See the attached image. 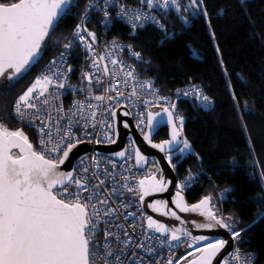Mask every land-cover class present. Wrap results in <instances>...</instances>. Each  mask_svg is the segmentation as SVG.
<instances>
[{
    "label": "snow or ice",
    "instance_id": "obj_1",
    "mask_svg": "<svg viewBox=\"0 0 264 264\" xmlns=\"http://www.w3.org/2000/svg\"><path fill=\"white\" fill-rule=\"evenodd\" d=\"M142 2L149 11L159 8L167 12L171 6L177 14L191 10L193 18L202 15L208 20L209 17L205 0H187V6L183 8L180 0ZM108 3L109 0H105L101 7L98 0H87L71 38L63 44L64 51L41 69L40 74L16 97L14 103L0 108V264H96L97 260L102 261V264H141L143 260L134 249H145V243L141 241L134 244L127 229L116 222L119 208L112 205L123 192L117 187L107 186L106 180L112 173L105 172L104 176L98 174L100 162L95 155L91 158L94 170L85 166L79 172L76 169L60 171L61 166L69 162L73 149L87 138V123L82 125L85 129L84 137L75 135L72 130L74 123H80V120L92 121V127H95L94 121L104 102L111 104L115 101L118 105L121 97L139 98L143 90H150L155 95L151 82H140L135 76V68L125 66L122 59L113 55L116 48L123 51V46L113 41L112 50L105 48L103 53L97 54L94 48L97 43L96 33L89 30L88 24L93 11L103 10L104 23L106 26L110 25ZM78 8L79 0H0V98L10 97L22 79L30 74L33 67L38 66L42 50L49 46L51 35L59 28V21L74 17L73 10ZM224 12L223 8L219 10L221 15ZM180 18L188 23L186 18ZM130 22L133 30L143 27L146 22L159 24L155 17L143 12L132 15ZM208 26L211 27L210 21ZM74 40L84 46L92 61L91 67L95 70L92 73H82V79L87 81V99L99 103H74L72 107L75 111L70 110L71 116L62 115L61 119L66 122L61 125L58 121H53L52 114L48 111L52 107L49 97L58 99L59 90L65 89L66 82L70 79L72 68L68 57ZM127 48L130 56L141 59L140 52L134 51L131 45ZM102 76L108 77L109 81L122 76V82L126 88L131 89L130 92L125 96L124 92L113 88L109 82L103 89V95H94L91 92L93 78L95 77L96 85H101L104 84ZM113 92L115 95H109ZM188 94L184 93L185 96ZM196 97L206 105L212 104L210 98L198 90ZM232 98L236 101L235 92L232 93ZM161 101L167 102V98L157 97L154 101L143 102L144 108L148 110L139 113L137 126L143 133L144 141L152 148L165 152L169 165L175 168L172 164L173 151L180 154L190 152L191 144L182 135L184 118L175 114L176 105L168 103V106H163ZM151 107L161 110L153 112ZM88 108L91 111H86ZM56 111L62 112V108L57 107ZM107 111L115 118V108L109 107ZM78 114L79 119L74 121L73 118ZM123 114L128 115L127 112ZM7 119L16 120L28 127L36 126L38 122L41 137L39 150L34 147L23 128L11 129L5 123ZM163 123L171 129L170 139L153 143L152 134ZM108 127L111 129L112 125L108 124ZM124 127L127 128L128 124L125 123ZM105 139L109 143L116 142L107 134ZM95 142L100 143L99 140ZM117 155L124 158L125 151ZM135 157L137 166L147 159L138 149ZM121 179L127 181L129 178L124 176ZM188 179L191 180L192 177L189 176ZM185 187L187 184L176 185L178 190L173 203L180 212H191L204 218L206 222L195 225L198 230L210 232L219 227L231 233V240L238 241L241 238L244 230H233V225L229 222L232 218L223 217L214 210L213 196L207 195L199 202L188 205L182 195ZM121 188L136 192L143 204L145 197L166 191L167 182L163 178L158 180L155 176H150L140 179L136 186L124 183ZM230 191L224 189L220 199H227L225 194ZM258 203L264 204V199L258 200ZM121 207L127 208L128 205L122 204ZM148 207L154 212L174 218L180 225L185 224L176 211L168 209L166 201H156ZM132 215L134 214L131 212L126 213V216ZM260 218L264 219V213L260 214ZM113 228L121 231H112ZM146 229L167 237L166 241H161V247L165 243L171 246L173 242L188 238L187 247L192 251L184 259L189 255L193 256L189 264H213L229 244L228 240L219 237H193L185 228L170 227L151 216L146 217ZM122 236L125 238L122 239ZM113 243L117 247L114 248ZM147 251L149 255L152 254L151 246ZM237 251L238 247L233 245V252L229 255H235ZM196 253L200 255L196 256ZM235 258L241 259L239 256ZM221 259L227 264L225 258ZM167 264H173V259H169ZM217 264L221 262L217 261ZM245 264H251V257L246 258Z\"/></svg>",
    "mask_w": 264,
    "mask_h": 264
},
{
    "label": "trees",
    "instance_id": "obj_2",
    "mask_svg": "<svg viewBox=\"0 0 264 264\" xmlns=\"http://www.w3.org/2000/svg\"><path fill=\"white\" fill-rule=\"evenodd\" d=\"M123 1L149 10L142 0ZM180 2L186 7L185 0ZM79 3L74 17L59 21L38 66L10 97L0 98V108L14 103L43 64L68 42L87 0ZM205 5L208 20L202 15L193 18L190 11L177 14L171 6L167 12L154 8L151 12L162 20L167 33L146 27L132 35L127 27L115 23L111 38L131 43L141 53V60L135 63L138 71L153 78L162 94L171 95L185 85L198 84L214 100L206 109L194 99L179 101L178 114L184 118L183 134L191 144V153L174 158L172 164L178 179L198 174L183 191L188 203L213 196L214 208L223 217L232 218L233 230H244V252L255 254L254 264H264V219L260 218L264 204L258 203L264 199V0H205ZM221 8L225 10L222 15ZM73 49V74L81 83L79 74L87 64L79 49ZM5 123L13 130L23 128L13 119ZM23 129L35 147L36 134ZM168 137V128L160 127L154 141L160 143ZM226 188L231 191L221 200Z\"/></svg>",
    "mask_w": 264,
    "mask_h": 264
},
{
    "label": "built area",
    "instance_id": "obj_3",
    "mask_svg": "<svg viewBox=\"0 0 264 264\" xmlns=\"http://www.w3.org/2000/svg\"><path fill=\"white\" fill-rule=\"evenodd\" d=\"M98 3L101 5V7H103L105 0H98ZM122 9H123V12H122ZM107 11L109 13V16H108V20L110 22L109 26H106L104 23L105 17H104L103 10L93 11L91 13V22L88 24L89 30L96 33L97 43L94 45V48L97 54L103 53L105 51V48L112 50L113 41H115L117 45L123 46V51H121L120 48H116L113 55L117 58L122 59L124 61L125 66L127 65L133 66L135 68V76L140 82H151L153 85V89L155 91V95H153L152 91L150 90H143L139 98L132 97L130 99H125L124 97H121L118 105H117V102L115 101H113L111 104H109L108 102H104L100 106L98 110V114L96 116V120L94 121L96 125L95 127H92V123H93L92 121L86 122L84 120H80V123H74V127L72 130L75 133V135L80 136V137L85 136V129L82 127V125L87 123V128H86L87 138L85 139V142L93 146L92 152L87 157L82 159L83 160L82 163H81V160L76 162L74 165V169H76L79 172L80 170H82L83 167L87 166L90 169L94 170V165L92 164L91 158L95 155L100 162L98 174L101 176H104L105 172L112 173V176L106 180L107 186L109 188L117 187L123 192V195L120 196V198L116 200L115 204L112 205L113 207L119 208V213L117 214L116 222L119 224H122L124 228L127 229V232L131 236L134 244L139 243L141 241L145 243V249L143 250L134 249L136 252L139 253V256L143 257L141 264H167V261L169 259H173V264H178V262L179 264H181L185 260L184 256L188 252L192 251V249H189L187 247L188 239H183L181 242H173L171 246L165 243L164 246L161 247L160 246L161 241H166L167 237L160 236L158 233H155V232L147 231L146 229L147 215L142 208V205L139 201L138 194L136 192H128L121 188V186L124 183H128L133 186H136L138 184V181L146 176V171L139 170L136 166V162H135L136 148H135L134 143L131 140L127 141V154L124 160L122 161H116L110 156L100 155L96 153L94 148L98 146H107L111 144L105 139L106 134L108 136H111L112 139L115 140V118H113L111 114L107 111L109 107L115 108V111L119 106L126 107L131 114L135 130L138 133L143 135V133L141 132L140 128L137 125H138V120H139V113L145 112L148 110L144 108V103H143L144 101H148V100L154 101L156 100L157 97H166L167 102L161 101V104L163 106H168V103L174 104L176 99L179 97H187V98L196 100L200 106L206 109L214 105V100L198 84L185 85L175 90V92L171 95L162 94L160 88L157 86L153 78L144 76L138 71L135 63L140 61L141 59L137 60L134 57L130 56L127 46L131 45L134 51L136 52H139V51L136 50L135 47L131 43L111 38V30H112V27L115 25V23H120L123 26L127 27L131 31L132 35H135L137 31H139L140 29H144L146 27H155L158 30L162 31L163 33H167L166 26L164 25V23L158 16H156L151 11L146 10L143 7L130 6L126 4L123 0H109ZM141 12L147 13L150 16L155 17L156 21H158L159 24L155 22H146L144 23L143 27H137L135 30H133L132 23L130 22V17L132 15H135ZM93 24L96 25L95 28L91 27V25ZM159 25H163V27H160ZM74 46L78 48L79 51L83 54V58L87 64V67L82 73L94 72L95 70L91 67L92 61L89 55L86 53L84 46L80 45L79 42L75 40L73 41V48ZM73 48L68 57V63L71 65L72 71L69 74L70 79L66 82V88L63 90H59L58 99L49 97L52 107H50L48 111L51 112L53 121L54 122L58 121L61 125H64L66 122L64 119H61V116L64 114H67V116H71V111H75V109H73L72 107L74 103L82 102L86 105L89 103L91 104L99 103L95 100L89 101L87 99V81H84L82 79V73L79 74V80L81 83H78L75 81L76 78L73 74L74 64H73V59H72L73 53H74ZM61 51H64V49L62 48L54 57H58ZM51 59L46 61L43 64L41 69H44ZM101 79L104 80V84L96 85L95 77L93 78V86L91 88V92L94 95H103L104 94L103 89L108 86L109 82H111L113 88H116L117 90L124 92L125 96H127V94L131 90L130 88H126L125 85L123 84L122 76L117 79L111 80V81H109L108 77L102 76ZM68 85H71V87H68ZM81 89H85V91H81ZM196 90L201 92L202 95L208 96L210 100L212 101V104L206 105L205 103H202L200 99H197ZM185 92L189 94L185 96L184 95ZM109 95H115V93L114 92L109 93ZM42 99L43 98H41V100ZM37 103H39V101ZM57 107L62 108V112L58 113L56 111ZM150 110L153 112H158L161 109L157 107H151ZM86 111H91V108L86 109ZM176 115L180 116L178 113ZM76 119H79V114L77 115V117L73 118L74 121ZM19 124L23 128L33 131L36 134L35 135L36 136L35 137L36 138L35 148L39 150V146H40L39 141L41 137L39 134L38 122H37V125L33 127H28L26 124H23V123H19ZM108 124L112 125L111 129L108 127ZM45 139H47V137H45ZM97 140H99L100 143H96L95 141ZM113 165H115V167H113ZM124 176L128 177L129 179L127 181L121 179V177H124ZM189 176L192 177L191 180L188 179ZM197 176L198 174L196 173H190L189 175L178 179V185L187 184V187H188L190 183L197 178ZM187 187H185V189ZM122 204H127L128 207L123 208L121 207ZM127 212H131L134 215L126 216ZM132 225H135V227H132ZM112 231L120 232L121 230L117 228H113ZM146 231H147V235H145ZM148 237H152V239H148ZM121 238L124 239L125 237L122 236ZM241 241H242V238H239L238 241H236V246L238 247V251L235 253V255H230L226 258L227 264H245V260L248 257H251V264H254L255 254L250 255V254L245 253L241 246ZM112 246L114 248L117 247L115 243H113ZM149 246H151V248L153 249V252L151 255H149L147 251V248ZM236 256H239L241 259L237 260L235 258ZM96 264H102V261L97 260Z\"/></svg>",
    "mask_w": 264,
    "mask_h": 264
},
{
    "label": "water",
    "instance_id": "obj_4",
    "mask_svg": "<svg viewBox=\"0 0 264 264\" xmlns=\"http://www.w3.org/2000/svg\"><path fill=\"white\" fill-rule=\"evenodd\" d=\"M182 98H184V97L177 98L175 103H174L176 105L175 114L178 113V103ZM125 112H127L128 115H124L123 113H125ZM125 123L128 124L127 128L124 127ZM160 127H167L168 128V130H169L168 139H170L171 129L166 123H163V124H159L157 126V128L155 129V131L153 132V134H152L153 143H155L154 137H155L157 130ZM182 135H183V137H185L184 134H182ZM128 140H131L134 143L136 150L137 149L140 150L142 155L146 156V158H147L145 161H142L139 166H137V164H136V166L139 170H145L147 173L146 176L142 179L149 178L150 176H155L156 179L159 180V179L163 178L167 182V190L166 191L156 193V194H152V195L145 197L144 202L141 205H142V208H143L144 212L146 213L147 217L151 216L153 219H155L159 222H162V223H164L170 227H172V226L183 227L187 231H189L193 237L199 236V235H208V236L212 237L213 239L219 237V238H223V239L228 240L229 244L217 256L216 260L213 261V264H217V261H220L221 264H225V261L222 260L221 258H225V260H226V258L228 256H230L229 254L232 253V251H233V245H236V241L231 240V233L228 232L227 230H225L223 228H219V227L214 228L210 232L198 230L195 225L198 223L206 222L204 220V218L195 214V213L180 212L179 209H177L175 207L173 200L175 199V195H176V192L178 190L176 188V185H178V176H177L176 170L171 165H169L165 152H161L158 149L152 148L150 144H148L146 141H144L143 135L138 133L135 130L131 114L126 107L119 106L116 109V116H115V141L116 142L111 143L110 145H107V146H98V147L94 148V150L96 151V153H98L100 155L110 156L116 161H122V160H124V158L126 157V154H127V141ZM92 150H93V146L89 143L84 142V143L78 145V147L76 149H73V152L69 156V162H71V163L65 162V164L61 166L60 171L66 172V171L73 170L75 163L78 162L79 160L87 157L92 152ZM121 151H125V157L124 158H120L117 155V153H119ZM176 152L177 151L174 150L172 154H174ZM150 160L155 161L157 168L159 170V174H155L154 172L147 170ZM135 162H136V157H135ZM182 195H183L186 203L188 205H192V204L188 203L183 192H182ZM156 201H166L168 204V209H171L172 211H176L177 214L181 217V219H183L185 221V224L180 225L179 222L177 220H175L174 218H170L167 215H162V214H159L157 212H154L150 207H148L149 204L154 203ZM163 211H166V210H163ZM184 239H188V238H184ZM195 255L199 256L200 254L196 253ZM189 262H187L186 264H189Z\"/></svg>",
    "mask_w": 264,
    "mask_h": 264
},
{
    "label": "flooded vegetation",
    "instance_id": "obj_5",
    "mask_svg": "<svg viewBox=\"0 0 264 264\" xmlns=\"http://www.w3.org/2000/svg\"><path fill=\"white\" fill-rule=\"evenodd\" d=\"M155 142V141H154ZM155 143H157V142H155ZM147 170H150V171H152V172H154L155 174H159V170H158V168H157V165H156V163H155V161L154 160H150V162H149V165H148V169ZM147 174V173H146ZM191 259H193V256H188L187 257V259H185L181 264H186L187 262H189Z\"/></svg>",
    "mask_w": 264,
    "mask_h": 264
},
{
    "label": "rangeland",
    "instance_id": "obj_6",
    "mask_svg": "<svg viewBox=\"0 0 264 264\" xmlns=\"http://www.w3.org/2000/svg\"><path fill=\"white\" fill-rule=\"evenodd\" d=\"M180 3H181V2H180ZM185 6H187V0H185ZM189 11L191 12V10H189ZM190 153H191V151H190V152H185L184 154H180V153L176 152V153L172 154V160H173L174 158L178 157V156H180V158L182 159V158H184L185 156L189 155ZM151 161H152V160H151ZM214 210L217 211V209H215V208H214Z\"/></svg>",
    "mask_w": 264,
    "mask_h": 264
}]
</instances>
